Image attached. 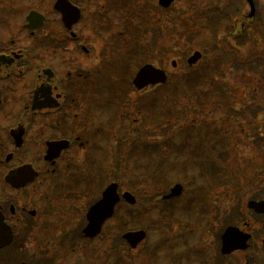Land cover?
Here are the masks:
<instances>
[{"label":"flooded vegetation","instance_id":"obj_1","mask_svg":"<svg viewBox=\"0 0 264 264\" xmlns=\"http://www.w3.org/2000/svg\"><path fill=\"white\" fill-rule=\"evenodd\" d=\"M69 1L81 10L80 20L71 28L55 9L57 0H51L46 11L31 2L0 0V264H264L262 165L258 162L254 177L238 178L232 191L229 179L217 181L227 189L214 194L215 181L201 168L210 158V147L204 142L210 131L198 129L193 133L191 150L198 169L193 184L197 177L203 181L194 184L193 195L185 204L176 206L187 195L184 183L178 196L165 198L170 191L156 195L158 202L152 206L158 205V210L151 209L145 189L134 193L136 190L129 187L134 202L121 194L111 215H98L94 221L88 217L112 179L108 169L105 178L85 179L79 154L92 150L98 134H102L109 141L111 153L114 150L109 167L116 166L117 125L112 108L117 101L108 98L102 107V95L118 94L132 84L134 42L147 40V34H133V19L127 11L131 2L123 6L118 0H103L107 9L104 14L97 13L96 7L92 13L97 33L95 39L90 37L94 42L101 39L102 50L92 57L91 43L74 30L86 19L85 6L92 0ZM244 5L238 48L247 37H253L254 54L246 61L264 65V49L259 48L257 33H247L254 30L251 23L260 14L262 3L244 0ZM33 10L44 17L40 27L30 26L34 24L28 16ZM115 13L118 20L126 16L119 23L120 30L102 34L108 24L112 26L111 15ZM142 47L146 55L149 50ZM84 56L96 59L94 64H84ZM246 61L240 59V65H248ZM113 70L129 75L131 83L129 79L111 82V77L115 78ZM102 108L111 110L104 127ZM55 141H64L67 146L59 148L54 156L49 150ZM257 153L262 154V150ZM23 167L32 172L30 180L20 179L16 184L7 180ZM88 193L96 196L86 204L83 200ZM252 202L259 203L257 210ZM167 222L180 230H168ZM203 225L212 241L210 249L204 245L191 246L186 252L173 249L179 245L173 244V237L178 236L181 244L188 243ZM229 228L237 230L239 247L224 252L223 235ZM155 230L158 237L152 239ZM134 232L143 233L135 246L124 237ZM124 247L126 253L122 252Z\"/></svg>","mask_w":264,"mask_h":264},{"label":"rangeland","instance_id":"obj_2","mask_svg":"<svg viewBox=\"0 0 264 264\" xmlns=\"http://www.w3.org/2000/svg\"><path fill=\"white\" fill-rule=\"evenodd\" d=\"M21 1L23 3L31 2L33 7H38L43 11L49 10L51 4V0ZM134 1V29H137L139 25H144L145 21L138 22L136 20V15H138L141 7H145L149 3L148 1L155 5V13H153L154 18L161 19V22L156 23V20L152 19L144 31L137 32L138 34H147V40H141L139 43L145 47L147 46L149 52L145 56L134 50V71L132 75L136 69L147 60L165 69L169 74V78H173V81H176L181 78L185 72L204 66L212 57L215 47L217 46L220 48L222 46L227 50L233 51V56L236 60L233 63L222 65L221 71L218 72L219 74L217 77L218 82L227 84L225 88L228 94L226 95L232 99L230 107L233 109L224 105H216L215 103H208L209 105L207 106L198 107L196 104L198 94L195 92L181 97L178 103L181 110H183V106H186L188 110H190L189 122L187 118H173L172 122L166 121L165 119L154 122L155 119L158 120L157 116L152 114L148 116L144 114V105L148 103L149 98H152V96L158 95L159 97H165V94L172 88L174 82L170 85H168V82L167 85L155 88L151 86L143 91H137L127 86V101L124 104L123 111L122 106H120L118 111L119 116L115 118L116 125L121 127L122 130H124L126 124H128V131L121 134V136H125V141L130 142L131 140H136V137H133L131 133V129L133 130L136 128L139 130L144 129L142 132L144 137L153 143H158L159 138L163 139L171 135L176 136L178 140H182L183 135L190 132H187L185 129L180 131L187 122H193L197 124V126H201L203 120L207 119L208 121H212L215 119L218 125L222 124L224 128L228 130L227 135H229V138L228 141L224 138L209 139L206 143L207 147H210L208 154L222 169L221 175H226V179L230 178V188L232 191V186H236V180H238V178L254 177L258 169V162L262 165L261 171L264 170V135L256 136L253 131V127L256 126L257 129H261V133H264V65L262 62L259 63L257 61L253 64L256 65V70H254L252 62L249 64L246 61L248 58L253 57L254 54L252 45L253 37H247L248 40L241 46V49H238V38L236 36L233 37L234 33L236 35L239 33L241 22L244 20L243 13L246 11H244V0H176L170 9L164 11L156 6L158 5V0ZM258 1L262 3L260 6V14L251 23L254 30L248 29L247 33L253 36L256 32L259 48L264 49V0ZM216 4L221 5L220 9L216 10L213 8ZM96 7L97 13L103 11L102 13L104 14V10L106 9L105 2L103 0H92L90 4H86L85 6L86 19L81 21L74 28V30H77L86 37L88 43H91L89 46L92 50V57L95 53L97 54L102 50V42H99L101 40L100 38L98 42H94L90 39V37L95 39L97 33L95 28L96 22L91 19L92 13L96 11ZM111 18L113 21L112 26L110 27L108 24L106 26L107 31H103L102 34H114L120 30L119 23L123 18L118 20L119 14L117 15L116 13L111 15ZM53 19H55V16H53ZM105 23H107V21ZM251 48V52H248ZM197 50L203 53V60L198 66L189 68L186 63L187 59ZM92 57L84 56V64H94L96 59H92ZM240 59L245 60L248 65L242 63L240 65ZM173 61H177L176 67H173ZM128 79L129 75L122 77L120 73H117L115 78L111 79V82L114 84L123 83ZM108 98H112V100L116 99V101L119 102L118 94L102 95V107H105V102ZM193 108H196L199 112L198 116L194 115L195 110ZM108 113H110L108 109L102 108V119H100L102 127H104L110 119V117L106 116ZM235 115H238L239 119H232L228 124V118ZM158 123L160 124L157 126L156 124ZM234 130L236 132H233ZM95 141L97 146L94 144L92 150L84 151L79 154V166L80 168L82 167L81 173H83V177L87 180H93L95 177L105 178L106 169H108L111 179L113 175V179L119 180L121 185L120 191L133 187L136 190L133 192L139 193L145 188L146 192L144 195L150 198L148 203L151 206L155 203L154 200L158 198L156 195L168 192L169 187L176 182H182L186 185L187 195L176 203V206L183 205L192 197L194 184L199 185L203 181L197 177L193 184V179L197 176L198 169L191 161L189 162V169L185 171L189 177H184L180 169H172L169 173L171 179L168 185L161 187H159V185L149 186L147 180L148 173L151 172L156 165L155 162L158 160L156 156H154L152 160L150 157L146 160V158L137 159L138 156L134 155L130 158L129 163L126 154H118L117 164L111 169L109 167V157L114 150H112L111 153L109 141L103 138L102 134H98ZM260 150H262V154L257 153ZM186 158V154L180 157L172 155L170 159H167V162H163V167L170 163H175L176 166L179 167L185 162ZM91 161L94 162L90 164ZM99 161H101L100 164ZM137 164L141 165L142 168ZM99 165L101 169H97ZM202 184H204V182ZM213 189L212 191L214 194H220L225 193L227 187H222L218 182H214ZM232 194L233 193L230 192V195ZM94 196H96L94 193L86 194L83 200L84 203L87 204ZM151 209L158 210V205L152 206ZM123 210H126V207H124ZM166 225L168 226V230L175 229V233L180 230L179 227L173 226L171 222H167ZM203 228L204 225L202 226V231L197 234V237H191L187 241L188 243L184 242V244H181L179 242H182V240L178 236L173 237V244H179L173 249L186 252L189 247L199 245H204L206 248L210 249L209 245L212 244V241ZM161 233L163 234V232ZM167 235L170 237L172 236L169 233ZM157 237L158 232L155 230L152 233V239H156ZM201 238L203 240H201ZM149 244L154 245L155 243ZM125 248L126 247L122 248V252L124 253H126Z\"/></svg>","mask_w":264,"mask_h":264},{"label":"trees","instance_id":"obj_3","mask_svg":"<svg viewBox=\"0 0 264 264\" xmlns=\"http://www.w3.org/2000/svg\"><path fill=\"white\" fill-rule=\"evenodd\" d=\"M105 1L109 2L111 0ZM131 1L132 0H118L117 2L123 4L124 6V4L126 5ZM213 8L217 10L220 9V6L216 4ZM139 12L142 14V19L145 22L144 25L138 26V30H145L147 28V24H149L152 19L156 20V23L159 22L158 19L152 17V11L150 9L147 11L146 8L141 7ZM136 31L137 30H134V33ZM143 49L144 48L142 47V45H140L136 41L134 42V50L143 55ZM235 61L236 60L234 59L233 51L227 50L222 46L220 48L216 46L212 57L204 66L185 72L184 75H182V77L176 81H173V78H170L168 81V85L174 82L172 88L167 91L165 97H159L158 95L152 96V98L150 97L148 103L144 105V114L148 116H150L151 114L157 116L158 120L155 119L154 122H159L161 121V119L172 122L173 118H187L189 122L190 110H188L186 106H183V110H181L178 103L181 97L195 92L198 94V97L196 99L198 107L207 106L209 105L208 103H217L219 105H222L223 99L227 97L225 88L227 84L218 82L217 73L221 71L222 65L233 63ZM126 94L127 89L122 88L118 92L120 103L119 106H117V114L121 106L120 104H125V102L127 101ZM194 115L198 116L199 112L195 110ZM188 122L182 129H180V131H182L183 129H185L187 132L190 131L189 133L183 135L182 140H178L176 136L171 135L166 137L165 139L159 138L158 143H153L152 141L150 142L145 140V137L142 136L139 129H133V137L135 136L136 140L126 142L121 150H119L118 154H126L127 156H129L130 154L131 156H133L137 152V150L141 149L144 156H148L150 158H153L154 156L157 157L158 160L157 162H155V167L151 170V172L148 173L147 180L149 186L159 185V187H161L164 185H168L171 179L169 173L172 169H180L181 174L184 177H187L185 171L188 170L189 162L193 161L195 156V154H193L191 150V132L196 128L200 130L206 129V131H210L213 139H223L220 133L221 128L216 124V122L209 123L206 120H203L202 125L198 127L193 122ZM159 124L160 123L156 125L158 126ZM120 132L121 129L117 128L116 133L119 134ZM211 135H209L208 137H210ZM183 154H186L187 158L183 164L180 163L181 165L179 167H177L174 162V164L170 163L163 167V164L167 162V159H170L172 155H174L175 157H180ZM201 168L202 171L210 176L215 182H222L227 178L226 175H221L222 169L218 166V164L212 157L203 162Z\"/></svg>","mask_w":264,"mask_h":264},{"label":"water","instance_id":"obj_4","mask_svg":"<svg viewBox=\"0 0 264 264\" xmlns=\"http://www.w3.org/2000/svg\"><path fill=\"white\" fill-rule=\"evenodd\" d=\"M174 1L175 0H159V4L162 7L168 8L169 6L172 5ZM55 9L62 13L63 21L68 28H71L72 25L78 22L81 18L80 8L72 4L69 0H57L55 4ZM28 19L31 24L32 23L34 24L30 26H35V27L42 26L44 22L43 15L38 13L37 11H32L28 16ZM201 57H202V53L200 51H196L193 55H191L188 58L187 62L190 65H193L197 63ZM173 65L175 66L176 63L174 62ZM167 78L168 76L164 69L155 67L151 63H147L143 65L139 69V71L136 73L133 79V83L138 89L141 90L149 85H157V84L165 83L167 81ZM66 146L67 144L64 141L52 142L50 143L49 153L55 156L56 154H58L57 150L59 148H63ZM31 174L32 172L29 169L23 167L20 170L12 172L7 177V180L11 181L13 184H16V182L19 181L20 179L23 181L30 180V178L32 177ZM182 189H183V185L180 183H177L171 188L170 193L166 195L165 198H172V197L180 195L182 192ZM123 196L130 202L135 201L134 196L129 191L124 192ZM119 200H120V195L118 193V183L114 182L110 184L104 190L103 197L101 198L99 202H97V204H95L91 208L88 214V217L94 221V218H96V216L98 215H100V217H103V216L106 217V216L111 215L116 202H118ZM258 204L259 203L257 202H252L251 206L257 210ZM236 231L237 230H234V228H229L223 235V251L224 252H231L232 250L239 247L236 243V235H235ZM93 234H95V232ZM232 236L235 238V241ZM124 237L127 238L135 246V244H137L140 240H142L143 233L142 232L126 233Z\"/></svg>","mask_w":264,"mask_h":264},{"label":"bare ground","instance_id":"obj_5","mask_svg":"<svg viewBox=\"0 0 264 264\" xmlns=\"http://www.w3.org/2000/svg\"><path fill=\"white\" fill-rule=\"evenodd\" d=\"M133 57L131 58V60H132V64H133ZM109 61H111V60H109ZM113 64H119L120 62L119 61H115L114 60V62L113 61H111ZM126 63V62H125ZM187 63V66L189 67V68H191V65L188 63V62H186ZM176 66H177V64H176ZM254 93H255V91H254Z\"/></svg>","mask_w":264,"mask_h":264}]
</instances>
